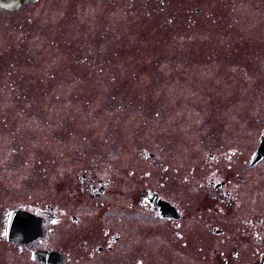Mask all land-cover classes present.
<instances>
[{
  "label": "rangeland",
  "instance_id": "obj_1",
  "mask_svg": "<svg viewBox=\"0 0 264 264\" xmlns=\"http://www.w3.org/2000/svg\"><path fill=\"white\" fill-rule=\"evenodd\" d=\"M263 131L264 0H37L0 10V215L70 211L87 199L76 192L84 169L114 160L128 169L141 148L185 169L210 153L247 162ZM248 172L257 186L244 190L248 204L264 208V160ZM67 220L22 250L0 241V264H43L32 259L39 249L68 256L49 264H95L94 222Z\"/></svg>",
  "mask_w": 264,
  "mask_h": 264
},
{
  "label": "flooded vegetation",
  "instance_id": "obj_2",
  "mask_svg": "<svg viewBox=\"0 0 264 264\" xmlns=\"http://www.w3.org/2000/svg\"><path fill=\"white\" fill-rule=\"evenodd\" d=\"M137 154L139 163L128 169L115 166L116 160L105 169L97 164L84 169L76 192L87 199L70 211L49 204L7 209L0 215V241L10 242L9 212L23 210L44 218L46 228L67 216L68 225L82 227L92 220L95 250L88 257L95 264L101 259L104 264H264V208L250 206L244 193L248 187L257 190L248 170L261 162L252 165V159L242 162L240 157L241 163L230 157L220 162L210 153L206 165L202 161L198 168L185 169L165 164L161 154L146 148ZM18 245L22 250L29 244Z\"/></svg>",
  "mask_w": 264,
  "mask_h": 264
},
{
  "label": "water",
  "instance_id": "obj_3",
  "mask_svg": "<svg viewBox=\"0 0 264 264\" xmlns=\"http://www.w3.org/2000/svg\"><path fill=\"white\" fill-rule=\"evenodd\" d=\"M36 0H0V8L7 11H17L28 3H35ZM264 157V139L258 148L254 163ZM46 220L38 215L23 210H13L8 214L6 237L9 241L29 244L47 235L45 228ZM37 261L47 263H59L65 260L60 252L37 250L33 254Z\"/></svg>",
  "mask_w": 264,
  "mask_h": 264
}]
</instances>
